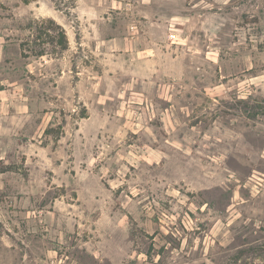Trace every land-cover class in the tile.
I'll return each instance as SVG.
<instances>
[{
	"label": "rangeland",
	"instance_id": "374dc122",
	"mask_svg": "<svg viewBox=\"0 0 264 264\" xmlns=\"http://www.w3.org/2000/svg\"><path fill=\"white\" fill-rule=\"evenodd\" d=\"M0 264H264V0H0Z\"/></svg>",
	"mask_w": 264,
	"mask_h": 264
},
{
	"label": "trees",
	"instance_id": "16d2710c",
	"mask_svg": "<svg viewBox=\"0 0 264 264\" xmlns=\"http://www.w3.org/2000/svg\"><path fill=\"white\" fill-rule=\"evenodd\" d=\"M52 22H53V20H52ZM54 23H55V21H54ZM58 27H61V26H58ZM61 31L63 32V37H65V36H64V35H65V34H64V30L62 29Z\"/></svg>",
	"mask_w": 264,
	"mask_h": 264
}]
</instances>
